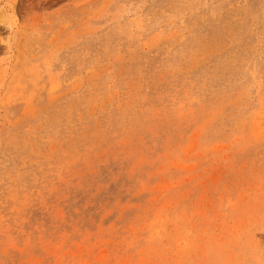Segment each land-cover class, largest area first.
<instances>
[{
  "label": "rangeland",
  "instance_id": "rangeland-1",
  "mask_svg": "<svg viewBox=\"0 0 264 264\" xmlns=\"http://www.w3.org/2000/svg\"><path fill=\"white\" fill-rule=\"evenodd\" d=\"M0 264H264V0H0Z\"/></svg>",
  "mask_w": 264,
  "mask_h": 264
},
{
  "label": "bare ground",
  "instance_id": "bare-ground-1",
  "mask_svg": "<svg viewBox=\"0 0 264 264\" xmlns=\"http://www.w3.org/2000/svg\"><path fill=\"white\" fill-rule=\"evenodd\" d=\"M168 187V186H167ZM261 203V202H260ZM171 204V203H170ZM260 206V205H259ZM262 208V207H261ZM238 211V210H237ZM249 217V216H248ZM258 217V216H257ZM141 218V217H140ZM250 218V217H249ZM252 219V218H251ZM249 221V220H248ZM162 223V222H161ZM250 223V222H249ZM155 225H156V223H155ZM153 231V230H152ZM183 238V237H182ZM182 238H181V240H182ZM226 241H227V239H226ZM129 244V243H128ZM122 249V248H121ZM166 249V248H165ZM55 250V249H54ZM232 252H233V250H232ZM115 257V256H114ZM127 257V256H126ZM145 259V258H144ZM175 259V258H174ZM200 259V258H199ZM120 260V259H119ZM112 261V260H111Z\"/></svg>",
  "mask_w": 264,
  "mask_h": 264
}]
</instances>
